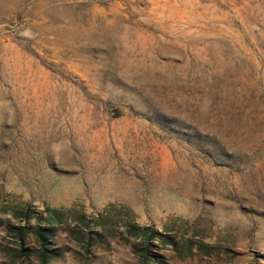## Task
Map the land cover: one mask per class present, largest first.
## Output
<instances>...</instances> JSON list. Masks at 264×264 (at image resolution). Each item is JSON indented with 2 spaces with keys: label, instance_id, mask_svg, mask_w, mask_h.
I'll return each mask as SVG.
<instances>
[{
  "label": "rangeland",
  "instance_id": "1",
  "mask_svg": "<svg viewBox=\"0 0 264 264\" xmlns=\"http://www.w3.org/2000/svg\"><path fill=\"white\" fill-rule=\"evenodd\" d=\"M0 264H264V0H0Z\"/></svg>",
  "mask_w": 264,
  "mask_h": 264
},
{
  "label": "trees",
  "instance_id": "2",
  "mask_svg": "<svg viewBox=\"0 0 264 264\" xmlns=\"http://www.w3.org/2000/svg\"><path fill=\"white\" fill-rule=\"evenodd\" d=\"M129 230L132 233L130 234V236L136 235V233H142V236L140 237H142L141 239L145 243L146 251H150L151 241L153 240V238L163 235L161 232L154 231L150 227L140 226L138 224H130ZM50 232L51 229L49 227L46 229H42L40 225L37 227L36 231V235L41 246H43L48 251L49 249L47 248V245L51 242V239L53 238V235ZM15 236L21 238V240L24 241L25 234L23 233V231H17Z\"/></svg>",
  "mask_w": 264,
  "mask_h": 264
}]
</instances>
